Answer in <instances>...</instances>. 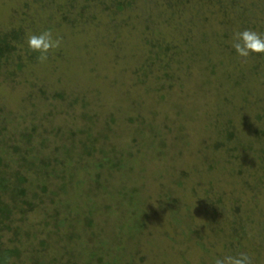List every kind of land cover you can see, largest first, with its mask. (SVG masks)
Segmentation results:
<instances>
[{"label": "rangeland", "instance_id": "1", "mask_svg": "<svg viewBox=\"0 0 264 264\" xmlns=\"http://www.w3.org/2000/svg\"><path fill=\"white\" fill-rule=\"evenodd\" d=\"M99 1L79 13L84 0H74L64 13L61 6L69 0H0V34L20 31L17 50L0 69V129L8 157L18 161L12 147L24 149L21 136L34 128L31 145L44 137L50 153L71 143V132L87 126L97 135L110 127V137L100 138L97 147L114 150L110 157L125 165L101 169L99 182L107 190H94L99 193L94 200L118 208L117 191L137 187L144 227L132 240L115 241L124 203L115 215L98 213L95 228L102 237L88 245H98L103 260L119 255L116 246L123 242V264L132 257L131 264H214V257L240 252L253 264H264V140L249 148L253 131L264 129V56L230 55L234 31L264 33V0H240L239 8L231 0H125L131 6L120 12L112 7L114 0L107 1L112 11ZM44 29L59 37L61 46L43 63L38 56L30 61L26 33ZM214 64L216 75L209 76ZM226 129L235 140L225 141ZM216 142L223 146L214 148ZM163 143L161 157L157 148ZM99 161L96 152L94 164L80 166L77 177L86 181L85 189L95 180ZM49 181L52 190L59 185ZM46 197L23 225L41 231L39 238L52 230L42 219L59 199L78 198L84 210L87 203L74 190L53 205ZM239 226L246 233L240 245L233 234ZM103 239L107 243L101 244ZM37 240L20 247L25 264H34L31 253L45 262L62 254L65 241L58 236L51 235L48 253L41 256L33 252Z\"/></svg>", "mask_w": 264, "mask_h": 264}, {"label": "trees", "instance_id": "2", "mask_svg": "<svg viewBox=\"0 0 264 264\" xmlns=\"http://www.w3.org/2000/svg\"><path fill=\"white\" fill-rule=\"evenodd\" d=\"M69 1L70 3L68 2L64 6H61L64 13H69V10L66 9L67 7L71 9L74 6L72 3L74 0ZM90 1L92 0H84V3L79 6V13L88 11ZM107 1L108 0L99 1V4L103 5L104 11H112L114 8L115 12H120L126 7L129 8L131 6V2L129 1L114 0L110 2L113 7L111 8V4L107 5ZM215 1L222 2L221 0ZM230 2L233 7H240L238 6L240 5V0H231ZM19 38L20 31L17 30H11L0 34V69L2 65L8 61L10 55L17 50L14 43L17 42ZM164 49L167 50L168 47ZM199 53H193L192 56ZM232 54L234 55L235 52L231 48L230 55ZM201 55L204 54L201 53ZM37 56L38 53L31 52L28 59L34 61ZM158 56L159 54H156V58ZM166 65L164 66L168 67V65ZM206 68L207 70L209 69V67ZM208 74L209 76L216 75L215 64L211 65ZM165 77L169 76L165 75ZM245 100L246 98L244 101ZM91 119L90 117L89 120ZM258 119L261 120L262 118L258 117ZM110 121L115 122V119L110 117ZM108 129L111 130L110 127H108ZM1 130L2 129H0V264H25V260L22 259L24 253L20 247L24 245V242L28 241L31 243L30 240L36 238H38L37 242L39 248L35 249L33 252L39 256L48 253V249L51 245L49 241L52 234L58 236L60 240L65 241V245L60 247L62 254L54 255L55 257H53V259L49 260V262H45L44 256L38 259V257L34 258L33 253H31V258H28L29 261L34 264H79L78 260L86 258L81 264H123V242L121 245L117 244L116 246L117 251L120 252L119 255L113 259L109 258L107 260H103L104 256L100 253V247L98 245L92 247L88 245V241H94L96 238L99 239V237H102V235L99 234L100 230H96L95 228L98 226L95 220V218H97L96 216L100 215L98 213L104 210L107 213L110 212L115 215L114 212L117 209L119 211L123 205L122 203H124L126 208L124 216L126 215L127 218L124 219L122 214L123 219L118 225V231L113 235L114 240L116 241L118 238H121V240L127 238L132 240L135 231L141 230L144 227V224L140 222L142 214L139 205L141 201L138 199L141 190H138L137 187L131 186L127 188L123 186L117 191V195L120 197L117 203L118 208L110 204H103L102 200H100L99 203L94 200V197L97 198L99 195V193L94 192V190H107V187L99 182L101 169L106 168L111 172L121 170L125 165L122 159L110 157L111 151L114 152V150H105L103 144H100L101 148L97 147L100 138L108 140V137H110V130L109 132L107 130V133L104 131L103 134L98 133L97 135H93L92 132H90V127L86 126L83 130L70 133L71 143H63L57 146L53 152L45 153V150H47L49 146L46 138L43 137L39 141L38 146L31 145L33 141V132L35 131L34 128L32 132H24L21 136L25 144L24 149L18 146L12 147L13 157L15 156L18 161L13 160L12 156L8 157L5 150L8 149L9 145L1 138ZM253 132L256 138L254 142L249 143L250 149H252L254 145L259 144L260 140H264V129ZM77 134L85 135V141L76 140L75 137ZM224 135L226 142L235 140L233 130L226 129ZM76 143L80 145V151L77 149ZM164 145L163 143V148L156 147L161 157L165 152L163 151L166 147ZM222 146L223 143L216 142L213 147L218 149ZM96 152L102 155V161L95 164L96 169L99 171L96 173L95 180L91 182V186L88 185V188L85 189L84 186L86 181L77 177V172L81 170L80 166L84 165V163H93L92 159ZM51 178L59 181V185L57 184L56 189L53 188L54 190L50 189V187L53 186L51 185L52 182L50 183L49 181ZM92 185L94 186L93 188ZM70 190H74L80 198L81 195L87 198L88 204L85 202V210L81 209L79 206L77 201L78 198L59 199L58 204L54 205L55 207L51 210V213L44 214L45 216L42 219L43 225L44 227L49 226L52 230L48 232L45 231V236L43 238L38 237L41 231L23 227L24 223L27 221L28 214L35 213L39 209H42L41 205L45 204L44 198L46 195H50L46 200L47 203L53 205L55 204L56 197L60 194L66 196L69 194ZM107 193L110 194L108 191ZM176 201V199L172 200L171 203H176ZM171 213L174 214L173 209H171ZM173 220L175 222L178 221L177 218H173ZM235 228L233 229V234L236 235L235 237L237 238H235V240H237L239 244L241 243V239L244 238L242 235L246 233L241 226H239V229ZM217 231L219 232L220 230ZM238 231H241V236H238ZM101 242V244L107 243L105 239L101 240ZM197 245L201 247L206 254L209 253V247H207L206 243L199 241ZM230 247H232V244ZM133 261L132 257L127 264H131Z\"/></svg>", "mask_w": 264, "mask_h": 264}, {"label": "clouds", "instance_id": "3", "mask_svg": "<svg viewBox=\"0 0 264 264\" xmlns=\"http://www.w3.org/2000/svg\"><path fill=\"white\" fill-rule=\"evenodd\" d=\"M25 43L29 52L38 53V61L43 63L51 52L61 46L59 37L49 29L38 33H26ZM231 48L239 58L247 59L250 55L264 56V33L245 28L234 31L231 37ZM214 264H253L252 257L245 252L236 255L224 254L213 258Z\"/></svg>", "mask_w": 264, "mask_h": 264}]
</instances>
